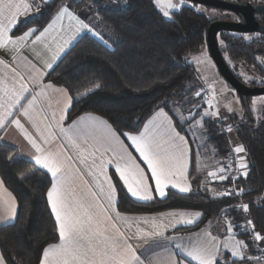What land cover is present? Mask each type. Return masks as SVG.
Here are the masks:
<instances>
[{
  "label": "trees",
  "instance_id": "trees-1",
  "mask_svg": "<svg viewBox=\"0 0 264 264\" xmlns=\"http://www.w3.org/2000/svg\"><path fill=\"white\" fill-rule=\"evenodd\" d=\"M255 1L264 4V0ZM63 4L78 11L88 9L87 22L100 35L98 38L84 34L45 78L64 88L71 98L65 123L83 114H94L114 129L134 131L141 130L165 105L166 111L171 103L186 110L185 99L195 88L191 86L194 71L183 55L206 45L207 28L214 21L207 14L215 9L187 2L166 17L157 12L152 0H51L38 7L35 15L20 20L13 36L31 28L40 32ZM256 20L264 25V15L256 16ZM218 39L223 44L221 47L218 43L219 50L230 63L246 64L264 79V68L258 61L264 60V36L256 34L246 40L244 35L221 32ZM248 102L249 111L245 112L240 100L242 120L231 118L235 140L245 149L244 160L248 164V175L240 176L237 189H243L240 200L248 205V220L255 231L264 235V112L256 121L250 110L251 100ZM203 130L205 146L215 150L217 158L226 160L230 143L221 125L205 118ZM195 178L194 190L189 194L168 191L165 198L145 203L131 200L117 184V210L125 214L199 211L202 217L196 224L179 229L183 234L197 232L238 199L212 196L199 187ZM0 179L17 203L14 222L0 227V253L5 264H39L43 249L58 241L47 202L50 178L21 158L16 149L0 144ZM224 187L228 188L227 182ZM228 217L235 226L242 219L231 208ZM236 233L248 244L247 237L237 228ZM247 264L257 263L251 260Z\"/></svg>",
  "mask_w": 264,
  "mask_h": 264
},
{
  "label": "snow or ice",
  "instance_id": "snow-or-ice-1",
  "mask_svg": "<svg viewBox=\"0 0 264 264\" xmlns=\"http://www.w3.org/2000/svg\"><path fill=\"white\" fill-rule=\"evenodd\" d=\"M171 6L174 9L177 7L175 4ZM33 7L38 10V5L25 0H0V47L7 48L11 44L15 48L18 43L29 42L33 36L32 42L40 41L48 33L51 25L39 35H34L37 29L31 28L22 35L13 36L19 17L27 16ZM164 15L167 17L169 13ZM63 16L75 20L78 26L64 43H70L81 30L93 32L89 24L79 20L67 7H62L58 13V18ZM261 62L264 63V60ZM47 67L51 68L52 64L48 63ZM12 72L19 87L5 92L6 100L0 98V128L7 123L23 127L17 116L29 117V107L35 100V97L29 99L33 89L21 82L25 80L24 75L15 69ZM29 78L33 81V88L40 86L35 76L30 74ZM44 87L53 88V85L49 83ZM196 95L200 96V93ZM260 99L264 101V97ZM70 101L71 98L69 104ZM167 107L158 108L143 124L142 130L134 131L114 129L107 121L90 114L80 116L64 127L65 108L59 120L53 114L52 119L60 125L58 132L48 134L53 142L44 137L39 129L43 143L25 135L35 149V165L50 175L47 200L58 236V242L50 243L43 249L40 264H247L251 260L259 264L260 257L246 256L249 245L236 237L237 226L231 220L226 224L227 235L221 240L211 232L184 235L177 228L180 224L193 225L200 218V212L161 213L159 218L130 219L116 210L117 183L122 184L127 194L142 202L154 199L153 193L164 197L169 185L181 193L191 191L189 163L193 149L189 135H195V129L203 126L206 117L215 119L219 113L207 109L201 112L194 104L185 116L178 108L166 111ZM209 107L212 105L209 104ZM226 130L230 132L231 126ZM122 137L129 143L126 144ZM69 148L76 150L75 155ZM129 148L135 149L138 155L134 156ZM195 151L198 155L199 146ZM233 151L237 154L235 167L230 162L221 163L215 170L208 171L206 176L231 184H235L240 176L247 177L248 164L239 155L245 149L237 146ZM84 168H87L86 173ZM110 168H114L112 174ZM114 176L119 178L117 183H113ZM8 195L11 196V193ZM217 195L242 196L243 189L226 188ZM237 208L248 212L247 204L241 203ZM117 222L123 223L124 230ZM243 227L245 232L248 227L252 228L257 244L264 241V235L255 231L251 220H247ZM132 229L135 231L127 234ZM224 250L230 252L231 259L225 256ZM0 264H5L2 255Z\"/></svg>",
  "mask_w": 264,
  "mask_h": 264
},
{
  "label": "crops",
  "instance_id": "crops-1",
  "mask_svg": "<svg viewBox=\"0 0 264 264\" xmlns=\"http://www.w3.org/2000/svg\"><path fill=\"white\" fill-rule=\"evenodd\" d=\"M49 1L51 0H25V2L32 4L34 6L38 5V7H40L43 3H47ZM62 7H67L70 12L74 13L75 16L79 18V20L83 21L84 23L89 24L87 22V17L90 14V11L88 9L83 8L82 10L78 11V10H75L73 7H71L69 4H63L59 8V10L55 13V15L51 18L50 22L41 30L43 31L45 28H49V25H51L48 33H46V35L40 41L32 42L34 40V36H33L32 38H30L29 42L22 43V44L18 43L15 46V48L11 44H9L7 48L0 47V61H3V63H0V98H3L4 100H6L7 97L5 96V92H10L14 87L15 88L19 87V84L13 79V72H12L13 69L21 73L22 75H24L25 80L21 82L28 84L29 88L33 89L32 96H30L29 99H31L32 97H35L33 104L29 107V117H24L22 115L17 116V119L20 120V123L23 127H17L16 124L7 123L4 128H0V144L16 149L21 158L27 161H30L36 168L40 169L44 173H46L45 170L35 165V162L33 159L34 155L36 154L35 149L29 143V140L25 138V135L27 134L30 137L37 139L38 142L43 143L38 133V129H39V132L43 133L44 137H47L50 140V142H53L51 137H49L48 134L49 132H52V131L58 132L60 125L57 124L56 120H59L61 111L64 110L65 108L67 109V112L65 113V115H67L70 109V106H71V101L69 104L70 96L64 88L53 85V88L45 89L44 85L49 84L48 82L45 81V78L52 71V69L57 65V63L64 57V55L75 45V43L84 34H89V35H92L98 38L100 37L98 32H96L93 29V27L89 24L90 27L93 29V32L81 30L78 34L75 35L74 39L70 40V43H67V44L64 43L65 40H68L70 37H72L73 33L76 32V29L78 26L75 20H70L69 17L67 16L58 18V13L60 12V9ZM36 9H37L36 7H33L32 11L27 16L19 17V21L30 18L31 16L35 15ZM34 35H39V32L35 33ZM61 48L63 49V51H60ZM54 56L56 58L53 60ZM48 63L52 64L51 68L47 67ZM30 74L32 76H35V78L39 80L40 82L39 87L33 88V81L29 78ZM58 90H64V91H58ZM175 108H178L179 110L183 111L184 115L186 116L184 110L181 108L179 104L171 103V105L169 106V109H175ZM0 111H2V109H0ZM53 114H55L56 120L52 119ZM87 115L89 114H83L81 116H87ZM90 115L93 117H98L101 120H104L101 117L96 116L94 114H90ZM151 117L149 119H151ZM65 120L63 121V126L68 127L70 123H65ZM147 121L145 123H147ZM201 138L202 140H204L203 137ZM122 139L125 140L126 144L129 143L126 140V138L122 137ZM189 139H190L191 148L193 149V154L191 156L190 163H189V172H190V181H191V191L190 192H192L194 190L193 179L195 175L199 180H201V177L203 174L205 176V173L207 174L208 171H213L217 168V166H219V159L218 161H215V160L211 161L209 165L206 164V162L203 161L201 158L202 157L200 154L201 145H199V142H198V135L195 134L194 136H192L190 134ZM198 146H199V154L197 155L195 150L197 149ZM68 150L71 151L75 155V152H76L75 149L69 148ZM129 151H131L134 156L138 155L137 153H135V149L133 148H129ZM192 166L194 167L192 168ZM84 171L86 173L87 168H84ZM109 172L110 174H112L114 172V168H110ZM193 173H194V176H193ZM47 175L50 178V175L49 174ZM88 179L90 180L91 177H88ZM118 179H119L118 176H114L113 183H117ZM214 181L221 182L219 180H214ZM0 182H2L1 179H0ZM177 182L179 183L180 181H177ZM226 182L227 181H224V183ZM118 185L131 200L135 202L145 203V202L136 200L135 198L131 197L130 194H127L126 189L123 188L122 184H118ZM152 187L154 188V184L152 185ZM168 191H173L177 194H182V195H186L190 193V192L181 193L179 192L178 189L172 188L171 185H169V187L165 189L166 194L164 197H160L158 194H155V193H153V195L155 198L163 199L166 197ZM8 193H11V192L5 187V185L2 182V186H0V227L13 223L16 217V213H17L16 200L14 196L12 195V193H11V196H9ZM114 204L117 210V199L116 201H114ZM49 209H50V206H49ZM50 212H51V209H50ZM173 212L193 214L199 211L168 210V211H164V212H160L156 214H125V213H122V214L129 217L130 219L132 217H157L159 218V215L161 213H173ZM201 217H202V214L200 218L194 224H196L201 219ZM229 220L231 219H229L228 216H227V219L219 220L217 222L214 219L213 221L208 223L207 226H205L201 230L194 232V233L211 232L213 235H216L219 239L224 240L227 235L226 224ZM117 223L122 228V230H124L123 223H120V222H117ZM193 225L180 224V225H177V228L180 229L184 227H191ZM132 231H135V229H132L127 234L131 235ZM191 234L193 233L184 234V235H191ZM235 234L237 233L235 232ZM224 254L225 256L231 258L230 252H228L227 250H224ZM149 255H151V253H149ZM246 256H252L249 248L246 251Z\"/></svg>",
  "mask_w": 264,
  "mask_h": 264
},
{
  "label": "rangeland",
  "instance_id": "rangeland-1",
  "mask_svg": "<svg viewBox=\"0 0 264 264\" xmlns=\"http://www.w3.org/2000/svg\"><path fill=\"white\" fill-rule=\"evenodd\" d=\"M109 2V0H105ZM231 1H240V0H231ZM252 1V0H250ZM154 8L157 10L158 13L164 15L165 12H170L172 10H177L180 6L186 4V1L181 2V0H152ZM172 4H175L177 7L174 9L172 8ZM211 13L207 15L210 17L211 20H218V19H227L233 18L232 15L224 12H217L216 10H210ZM256 34H247L244 35L246 40L252 39L255 37ZM219 45L222 47V42L218 39ZM223 57L228 65V67L233 71L236 77H238L245 86H251L252 84H256L257 86H264V79L259 77L256 71L246 65H233L230 63L225 54ZM183 60L193 69L194 71V79L191 84L194 87V92H192L187 98L185 99L186 110H184L186 116L189 113V110L192 109V106L195 104L199 107V110L203 112L205 109L209 111L212 109L213 112H218L219 116L215 119L216 123L221 125L222 133H225L229 143L235 147H237V142L234 137V127H232V120L239 121L243 119V109L241 107L240 99L237 93L224 81L220 73L218 72L216 66L214 65L210 55L208 53L206 45L201 47L199 50L195 52H186L183 55ZM261 66L264 68V63H262V59H258ZM204 88L210 96V100L207 101L205 98L200 94L197 96L196 93H200V89ZM187 88L186 90H189ZM260 97H264V95L253 97L250 104V110L253 114V118L258 121L262 118V114L264 112V101L260 99ZM253 100H256V104H253ZM209 104L212 107H209ZM230 109V110H229ZM199 118V117H197ZM207 118V117H206ZM235 123V122H234ZM231 126V131H227V127ZM195 134L198 135V142L200 146V154L203 161L209 165L211 161H218L216 151L212 148H207L205 146V138H204V130L202 127H197L195 129ZM204 140H202L201 137ZM215 155V156H214ZM241 156H245L244 153H241ZM216 157V158H215ZM209 158V159H208ZM221 163H227V159L222 161L219 159V165ZM207 165V166H208ZM209 167V166H208ZM219 166H217L218 168ZM196 177V175H195ZM199 181V187L202 190H207L212 196H218L217 193L223 192L226 190L224 187V181L215 182L212 178H207L206 173L201 177L199 180L197 177L195 178ZM203 182V183H201ZM206 185V187H205ZM223 185V186H222ZM222 186V187H221ZM228 214V211H226ZM228 216V215H227ZM227 216H221L219 220L227 219ZM253 256V255H252ZM255 262V260H253Z\"/></svg>",
  "mask_w": 264,
  "mask_h": 264
},
{
  "label": "water",
  "instance_id": "water-1",
  "mask_svg": "<svg viewBox=\"0 0 264 264\" xmlns=\"http://www.w3.org/2000/svg\"><path fill=\"white\" fill-rule=\"evenodd\" d=\"M204 7L220 10L234 14L238 20L229 21L218 19L212 21L206 32V47L210 58L216 66L224 81L239 96L244 111H249V98L264 95V86H245L240 82L226 65L219 50L217 36L221 32L234 33L239 35L259 34L264 36V25L256 20V16L264 15V4L252 3L246 0H183Z\"/></svg>",
  "mask_w": 264,
  "mask_h": 264
},
{
  "label": "built area",
  "instance_id": "built-area-1",
  "mask_svg": "<svg viewBox=\"0 0 264 264\" xmlns=\"http://www.w3.org/2000/svg\"><path fill=\"white\" fill-rule=\"evenodd\" d=\"M200 94L205 98V100H207V101L210 100V96H209V94L207 93V91L204 88L200 89ZM209 112H213L212 109H209ZM234 148H235V146L230 144L228 157H227V163L230 162L235 167V161H236V158H237V154L233 151ZM239 155L241 156V153ZM237 175L239 176V173H237ZM237 181H236L235 184H231V183H229V181H227L228 188L237 189ZM229 197L233 198V199H238L237 203H235L233 206L230 207L233 210L235 209L234 211L236 212V214H238L239 216L242 217L240 222L237 223L238 231L241 234H243V235H245L247 237L249 249L253 252V257H260L261 259H260L259 264H264V246H263L262 242L257 244L254 241V237L252 236V228L251 227H248L247 232L244 231V227L243 226H246V221L248 220V218L246 216V213L242 212L241 210H239L237 208V205H239L241 203L244 204V202L242 200H240V196H229ZM230 208L221 211L218 214V216L215 218L216 222L219 221V218H221V216L222 217L223 216H227L228 214L226 213V211H228ZM255 262H256V260H255Z\"/></svg>",
  "mask_w": 264,
  "mask_h": 264
},
{
  "label": "flooded vegetation",
  "instance_id": "flooded-vegetation-1",
  "mask_svg": "<svg viewBox=\"0 0 264 264\" xmlns=\"http://www.w3.org/2000/svg\"><path fill=\"white\" fill-rule=\"evenodd\" d=\"M246 1H250V0H246ZM250 2L259 4V2H256L255 0H252ZM224 13H227V12H224ZM228 14L232 15L233 18H227V19H224V20H229V21H237L238 20V18L234 14H231V13H228ZM249 99L252 100V98H249Z\"/></svg>",
  "mask_w": 264,
  "mask_h": 264
}]
</instances>
